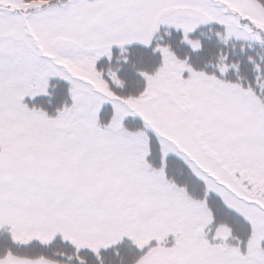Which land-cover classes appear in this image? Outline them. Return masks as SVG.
Here are the masks:
<instances>
[{
  "label": "snow or ice",
  "instance_id": "obj_1",
  "mask_svg": "<svg viewBox=\"0 0 264 264\" xmlns=\"http://www.w3.org/2000/svg\"><path fill=\"white\" fill-rule=\"evenodd\" d=\"M0 264H264V0H0Z\"/></svg>",
  "mask_w": 264,
  "mask_h": 264
}]
</instances>
